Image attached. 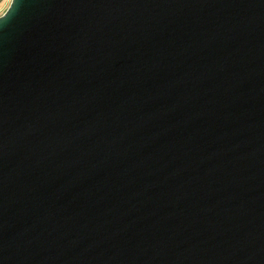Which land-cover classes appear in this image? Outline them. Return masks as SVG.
Listing matches in <instances>:
<instances>
[{
  "label": "water",
  "instance_id": "95a60500",
  "mask_svg": "<svg viewBox=\"0 0 264 264\" xmlns=\"http://www.w3.org/2000/svg\"><path fill=\"white\" fill-rule=\"evenodd\" d=\"M0 264H264V0H10Z\"/></svg>",
  "mask_w": 264,
  "mask_h": 264
},
{
  "label": "rangeland",
  "instance_id": "374dc122",
  "mask_svg": "<svg viewBox=\"0 0 264 264\" xmlns=\"http://www.w3.org/2000/svg\"><path fill=\"white\" fill-rule=\"evenodd\" d=\"M10 3V0H0V15L6 10Z\"/></svg>",
  "mask_w": 264,
  "mask_h": 264
}]
</instances>
